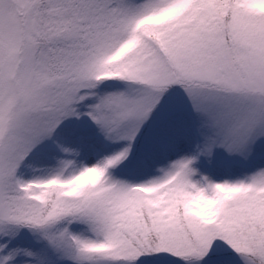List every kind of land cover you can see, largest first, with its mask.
I'll return each mask as SVG.
<instances>
[{
  "label": "snow or ice",
  "instance_id": "obj_1",
  "mask_svg": "<svg viewBox=\"0 0 264 264\" xmlns=\"http://www.w3.org/2000/svg\"><path fill=\"white\" fill-rule=\"evenodd\" d=\"M0 264H264V0H0Z\"/></svg>",
  "mask_w": 264,
  "mask_h": 264
}]
</instances>
